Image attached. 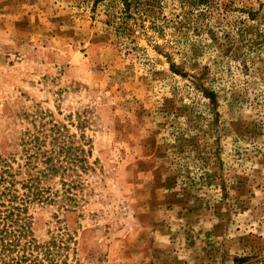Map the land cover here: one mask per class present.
<instances>
[{
    "label": "rangeland",
    "instance_id": "374dc122",
    "mask_svg": "<svg viewBox=\"0 0 264 264\" xmlns=\"http://www.w3.org/2000/svg\"><path fill=\"white\" fill-rule=\"evenodd\" d=\"M141 2L0 0V155L59 124L87 157L33 235L63 264H264V0Z\"/></svg>",
    "mask_w": 264,
    "mask_h": 264
},
{
    "label": "trees",
    "instance_id": "16d2710c",
    "mask_svg": "<svg viewBox=\"0 0 264 264\" xmlns=\"http://www.w3.org/2000/svg\"><path fill=\"white\" fill-rule=\"evenodd\" d=\"M127 16L142 5L141 0H118ZM200 8L213 0H189ZM125 18V17H124ZM214 100V93L204 88ZM214 102V101H213ZM21 138V153L0 155V260L4 264H63L66 238L52 236L39 242L33 235L32 206L55 204L63 212L77 205L76 189L87 168L86 150L76 144L75 135L54 124L48 131ZM19 155V156H18Z\"/></svg>",
    "mask_w": 264,
    "mask_h": 264
}]
</instances>
